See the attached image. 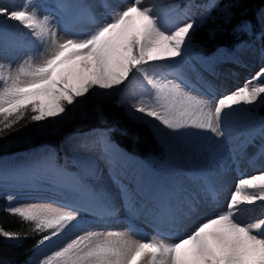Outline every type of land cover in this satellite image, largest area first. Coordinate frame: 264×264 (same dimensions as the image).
Returning <instances> with one entry per match:
<instances>
[{
	"label": "snow or ice",
	"instance_id": "1",
	"mask_svg": "<svg viewBox=\"0 0 264 264\" xmlns=\"http://www.w3.org/2000/svg\"><path fill=\"white\" fill-rule=\"evenodd\" d=\"M30 5L31 0H25L17 10L0 7V16L19 22L45 45L38 63L29 58L14 74L0 75V135L16 130L26 114L33 122L60 116L90 89H112L133 72L143 76L152 91L131 107L172 131L198 129L222 136L223 118L234 106L252 105L264 97V83L256 82L264 76V69L214 106L185 92L180 84L154 78L159 62L181 57L191 45L194 22L171 33L164 31L152 8L141 6L142 0L113 12L109 22L86 36L64 40L58 38L49 17H41L35 6L29 10ZM247 189L256 194H245ZM257 201L264 202V173L240 179L226 211L209 216L175 242L158 237L136 240L120 232H88L40 264H264V220L243 224L236 218L239 205ZM6 211L22 223L30 222L32 231L48 233L37 242L39 247L72 225L80 209L34 204ZM0 238L20 241L27 236L0 227Z\"/></svg>",
	"mask_w": 264,
	"mask_h": 264
},
{
	"label": "rangeland",
	"instance_id": "2",
	"mask_svg": "<svg viewBox=\"0 0 264 264\" xmlns=\"http://www.w3.org/2000/svg\"><path fill=\"white\" fill-rule=\"evenodd\" d=\"M43 1H46V2H45V4L43 3V7H42V6H40V4ZM43 1L40 0L37 6L35 5L36 2L32 1V5H30V9L29 10H31V6H35L37 8V11L38 10L41 11L40 13H38L41 17L49 15L48 17L50 19L51 18L52 19L53 18H56V19L60 18L59 20H55V19H53V20L51 19L52 21L49 20L50 23L51 22L53 23V26H52V23H51V26L54 29L60 26L59 27L60 30L58 28H57V30L55 29L58 32H60V31H64V32L68 31V33H69V30H70L69 34L71 36L73 35V33L71 31L72 29L68 28V27H73V26L71 24H69L68 16L70 15V16H73V17H82L84 14L87 13L86 10H87L88 6L86 7V3L84 2V0H83V2H82V0L81 1L80 0H58V1H56V0H49V1L48 0H43ZM205 1L207 2V4L209 2H212L214 4V6H213V4H210L208 6L209 9H211L212 7L213 8L211 10H209V11H208V9L207 10L203 9L204 11H206L205 16H203L195 24V26L193 28L194 30H192L191 33H190L191 40H192V43H191L190 46L193 47V49H194L193 51H194L195 54L203 55V56H204V52H203V49L201 47L203 43L200 42L201 41L200 37L208 36L209 39H212L211 37L214 34V28L217 27V25H213V26H210V27L209 26L206 27V26H207V23H209L212 20L213 13H217V15L221 16L220 18L223 21H230L231 18H232V14H231V11H230V9H231V1L227 2L223 6L218 4V0H205ZM48 3H49V5H48ZM154 3H155L154 1H149L147 3L146 7L149 6V7H152V9H153L154 8ZM58 4H59V6H61V8L58 6ZM47 5H48V8H47ZM200 5H201V3H200ZM200 5H197V7L202 9L201 7H199ZM62 6H63L64 9L62 8ZM205 6H207V5H205ZM41 7H42V9H41ZM50 7H51V9H49ZM71 8H73V9H71ZM182 8L184 9V7H182ZM52 10L54 11L53 13H52ZM58 10L60 11L61 14H64L65 16L61 15ZM67 10H68V12H66ZM42 11H44V12H42ZM48 11H51V12H48ZM56 12H58L59 15ZM41 13H43V14H41ZM54 13L57 14L58 16L55 15ZM50 15L52 17H50ZM62 16L65 18L64 21H63V17ZM161 16H162V14H161ZM260 18L261 19L264 18V11H262L260 13ZM260 23H261V20H260ZM56 24H57V26H56ZM61 27H63V28H61ZM66 28L68 30H66ZM23 29H25L27 31H24ZM9 30H10V32H9ZM21 30H23V31H21ZM238 30L247 34V37H249V39L251 41V44H253V46H259L260 45V46L264 47V33L262 31V27H261L260 34L258 36H254L252 34V28H251L250 24H248V23L244 24L243 27L239 28ZM15 31L18 32V35H16L17 32H15ZM65 33H63L61 35L62 37L64 36V38H66L65 37ZM19 35H22L20 37L23 38V39H20L18 37ZM13 36H15L16 38L18 37L17 38L18 40L19 39L22 40V41L26 40L25 43L30 41V38H34L35 37L29 29L25 28L23 25H21L17 21L9 20L7 18H5L3 20H0V68L2 66L1 62L4 61L5 59L9 58L10 55H12L15 52L24 51L23 49L25 48L24 47L25 43H23V46L18 44V41L17 42L16 41H11V43H10V37H13ZM225 51L226 50H219L218 53L224 54ZM258 56L260 58H264L263 55H262V52H259ZM159 64H160V67L157 69V71H159V72H165L164 71L165 70L164 64H168V65L170 64L171 66H176L175 69H177L179 71L180 70L182 71V69H184L183 71L187 70V68L184 66V64L182 62H180V59H177L175 64H173V65L169 61H161V62H159ZM134 74H136V73L133 72L132 74H130L129 79L124 81L122 84L118 85L116 90H100V89H98V87L90 89L89 92L85 96L78 97L73 104L67 105L66 108H65V112L63 114H61L60 116H57V117H54V118L50 117L47 120L36 122L37 128L35 129L33 135L26 136V135H22V133L21 134H16L14 137L11 138V140H9V142L7 143V145H5V147L0 149V157H2L4 155H11L12 156V154H17L15 156L16 158H20V159L24 158L26 160V162H25V160L22 159L21 160L22 163H18L19 161H16L15 163H18V164L14 168H19L20 164L21 165L26 164L28 167L30 166L29 168H31L32 170L34 169L35 172H37L40 169L41 170H45L46 169V171L50 172L49 176H50V179H51V181H50L51 184L52 185L56 184L55 186L56 187L60 186V188H68V189L71 188V189H73L75 187V185L76 186L77 185L78 186L81 185L82 187H83V185H84V187H87V186H86V182H84V180L81 181L80 179H78V177H76L77 175H74L73 173L71 174L70 172H68L66 170V168L61 167L62 169H58L57 165L54 163L55 160H56V154L52 150V148H50L48 145H44V149L41 150L42 151L41 153L37 151V153H35L34 155H31L30 157H28V159H27V155L24 154V151H18V150H23V148H27L28 149L29 147L34 146L35 144L38 145L41 140H48L50 137H56V136L62 134L63 135V137H62V139H63L62 140V152H63V155L66 157V159L69 160V166L70 165L73 166V167L75 166L76 169H78L80 167V170L82 169L86 173V170H87L86 163H87V161L89 159L95 160V163L98 164L96 169L93 168V169H91V171H89V174H90V176H92V178L89 176V180H88L89 182L88 183L90 185L92 184V186H93L91 190H88V193H90L89 196L92 197V199L95 201V200H97L96 197H101L102 195H105V194L106 195H109V194L112 195L113 199L111 201H113V205H115L113 209L117 210V211H114L112 209V212H114V214L115 213L116 214L113 215V217L111 215H110L111 217L108 216V221H106L104 219L103 221L101 220V222L98 224V223H96L98 221V219L96 218L94 213L91 212L92 209L91 210L87 209V211L80 210L79 214H78V219L76 221H74L72 225H70L68 228H66L64 230V232L62 234H60V236H59L60 237V242H62L65 246L68 243H70L72 240L76 239L77 236L83 235V234L88 233V232H98V233H108V232L116 233V232H120V233H127V235L129 237H131L132 239H136V240H138V238H139L138 234L140 233V235H143L145 240H148V239H150L152 237H158L159 239L165 240L166 242H175V241H171L170 239H168V237H167L168 234L172 235V233H170L171 231H169V229H167L165 227H164L163 230H161V232L163 231L162 233L161 232L158 233V231H155L153 228L152 229H148V228L142 229L141 222L139 221L138 218H135L134 215L130 213V209L133 212L135 211L136 214L138 215V217L139 216H141V217H145L146 216L149 219H151L153 217L154 219L157 220L158 218H160L158 216V212L160 210L163 211V210L167 209L166 208L167 204L165 202L168 201L170 196L173 195L172 192L175 191V192L183 193L182 195L185 196L186 194L187 195L190 194L189 193L190 191H192V192L196 191L195 189L192 190L195 185H199L200 187L202 186L200 181H199V179L196 178L197 176L192 177L193 172L197 173L198 176L199 175H201V176H205L206 175L207 176L209 174L207 177L212 179V180H214L216 178V176L218 175L216 172L219 173V170L217 169V165L218 164H216V163L222 162L221 161L222 159L218 160L217 157H215V156L212 157L211 153H209L211 136L208 135L207 131L198 130V129H186V130H183V131L182 130H180V131H172L170 129L167 130V128L165 126H162L159 121H157V125H159V126L161 125L163 127V129H164V133L167 134L168 138L173 143H175V146L180 148L181 151H179V153H180V155H179L180 157L178 156L179 159L182 158V160H183V158H184L186 160V156H188L187 158L188 159H192L193 163L198 164V165L199 164L202 165L204 167V170L194 169L192 167L191 168H187V165H186L184 167V169L190 171L189 175H186L185 173L182 174L180 171H177L178 173H181L180 174L181 176H180L178 173H176V171H172L170 169L169 165L171 163V158H172L171 154H173V153L170 152V150H169L170 147H169L168 143H166L165 141H163V143H159L156 139L155 140H156L157 144L164 151V153L162 151V155L163 156L159 157V156H157L154 153H150L147 156V159L145 161V163L147 165H145L140 160H138L137 158H134V157L130 156V154L126 153L125 150L121 149L119 146L115 145L114 143H111L109 141V132L106 131V130L94 131V132H96L99 135V137L101 138V141L99 140L100 142H96V140H93L90 143L92 145V147L91 146L87 147L88 145H86V146L84 145L83 147H81V148H79L77 150L76 149L74 150V149H68V148L66 149V148H64L63 144L66 141V139L67 140L68 139L79 140L82 137L87 136V135L82 136L80 133H77L76 131L79 130L83 126V123L86 122V120L88 118H90V117H92L94 115H97V117L100 118L99 119L100 121L106 122V120H105V118L103 116V104L105 102H107V101H110V100H114L116 105L121 109V112H123V114H125L127 120H129V124L130 125L133 124V125H138V126L139 125L146 126L149 129V131L152 133L153 137H154V131H153V129H152L150 124L146 123L142 118H140V117H132L128 113L127 106H129V105L132 106V104L129 103V102L125 103V101L123 100V97H122L123 96L122 92L127 89L126 87L128 86V83L131 81V78L133 77ZM150 92L151 91L146 92V93L143 92L144 94L140 95V98H142V97L143 98H147L150 95ZM258 109L259 110H264V103H261V105H260V107ZM258 109H257V107L251 105V107L249 108L248 112L249 113H253L255 115L264 116L263 114L259 113ZM107 123H109V122L107 121ZM112 123L114 124L113 130H117V132L121 133L122 135L123 134L129 135V136L130 135L131 136L134 135L130 131V127H128V125H126V123H124L123 121L114 119L112 121ZM260 124H262V123H260ZM260 124L256 123L254 126L258 127ZM201 131H203V132H201ZM74 132H76V133H74ZM160 136H162V135H160ZM202 138H203V140H202ZM93 139H95V137ZM178 141H179V143H178ZM89 142H87V143H89ZM191 142H192V144H189ZM164 143H166V144H164ZM85 147H87V148H85ZM188 149H189V152H188ZM85 150L87 151V153H85ZM182 151H183V153H181ZM184 152H185V155H184ZM169 153H170V155H169ZM47 156H49V157H47ZM203 156H204V158L201 159L200 157H203ZM245 156H246V154H245ZM225 159L228 162V160H229L228 156ZM79 160H81L83 162H81ZM217 160H218V162H217ZM244 160H245V162H247V158H245ZM209 163H210V166H209ZM76 164L79 167H77ZM121 167H123V168L125 167L126 171L125 172H120V168ZM164 167H165V170H163ZM248 167H250V166H248ZM21 168H23V167H21ZM103 168H104V170H103ZM127 169H128V171H127ZM206 170H207V173H206ZM135 171H136V174L134 173ZM213 171H215V173H213ZM230 171L232 172L231 168H230ZM209 172L214 174V175H211ZM156 173H158V174H156ZM203 173H205V174H203ZM129 174H130V176H129ZM148 174L149 175L152 174V175L149 176ZM232 174H233V172H232ZM139 175H141V176H139ZM129 178H131V180ZM141 178H143V179H141ZM147 178H150V179H147ZM179 178H181V179H179ZM183 178L185 179L184 181H183ZM231 178H230L229 182L227 181L226 189H225L227 197L229 196V200L231 198L232 193L236 189L235 187L237 185V182L240 179H242V178H239V177H238L239 180L236 179L237 177L236 178L235 177H231ZM243 178H245V177H243ZM154 179H156V181ZM58 180H59V182H58ZM142 180H143V182H142ZM182 181L184 182V184H183ZM7 182H10V181H7ZM64 182L66 183V185H65ZM67 182H68V184H67ZM148 182L149 183L152 182V183L149 184ZM234 182H236V183H234ZM70 183H71V185H70ZM162 183L163 184L165 183V184L163 185ZM188 183H190V184H188ZM156 185H160V187L159 186L156 187ZM187 186L188 187L191 186V187L188 188ZM3 188H5V189H3ZM201 188L203 190V187H201ZM118 189H121L120 191H123V192H120V191L117 192ZM140 189H141V191H140ZM142 189L144 190L143 192H142ZM182 189H184V190H182ZM1 190H5V191H1ZM160 190H162V191H160ZM170 190H172V192ZM246 191H247V193H246ZM38 192H41V193L39 194ZM49 192L48 191H32L31 189H28V188H27V190L26 189L25 190H21V189L13 190V189H9L7 184H5L4 187H0V197L4 196L5 200L8 202V206H6V209L9 208V207H14V206H31V205H34V204H40V205L47 204V205H50L52 207H61V206H64L66 203L67 204L76 205V206L81 205L83 203L82 199L79 198V196H76L77 194H75L76 197L74 195L73 196L71 195L69 197V199H68V197H67L69 195L68 192L63 193L61 195L53 194L51 191H49ZM151 192H153V193H151ZM154 192H156V193H154ZM159 192H160V194H159ZM171 193H172V195H171ZM138 194L141 195L142 197H145L146 201H144L142 197L138 196ZM146 194L149 197H147ZM245 194L251 195V194H256V192H255V190L248 189V190H245ZM42 195H44V196H42ZM9 196L13 197L14 199L12 201H9L8 200ZM51 197H53V198H51ZM94 197L96 199H94ZM165 197H167L166 198L167 200L165 199ZM227 197H226V201L228 199ZM30 198H31L32 201L30 200ZM48 198L49 199H53L55 201H56V199H57V201L60 200L61 202H64L65 204L63 203L64 205L63 204L61 205L60 203L52 202L50 200L42 202V200L48 199ZM62 198H63L64 201L61 200ZM72 198L73 199L76 198L75 202H74V200ZM120 199H122V200H120ZM120 201H123V202L120 203ZM136 201H138V202H136ZM141 201H143V202H141ZM159 201L162 202V203L163 202L165 203V204L163 203L164 207L160 208V210L157 209V211H154L159 206ZM194 202L195 201H193V205H195ZM48 203H50V204H48ZM129 203H131V204H129ZM258 203L259 202L257 201L255 204H251V205L244 204L241 208H239V210L240 209H245L247 211L254 212L256 215H260L258 213V209H260V207H259L260 204L258 205ZM111 204H110V206L112 207ZM137 207H138V209H137ZM147 208H149L151 210V213H152L151 216L152 217L150 216V211L148 212ZM248 208H250V209H248ZM6 209H5V211H6ZM110 210H111V208H110ZM1 211H2V207H0V212ZM139 211L141 213H139ZM152 211L154 213L155 212H157V213L153 214ZM125 212H126V214H125ZM7 213H9V212H7ZM142 213H143V216L141 215ZM86 215H87V217H86ZM118 215H120V216H118ZM153 215H155L156 218ZM131 216H132V218H131ZM117 220H119V221L117 222ZM167 220H168V218L166 219V217H162L160 221H163L161 223L162 224L164 223V225H165V224H167V222H166ZM133 222H135L136 223L135 225H137V226H135ZM130 224L131 225L133 224L135 228L136 227L138 229L140 228L139 233H138L137 229L132 227L133 225L130 226ZM243 224H250V220L244 222ZM138 226H140V227H138ZM108 227H109L110 230L108 229ZM167 231H169V232H167ZM77 232H78V235H75L74 233H77ZM68 240H70V241H68ZM8 242L20 243L21 240L20 241H12V240H7L6 239V243H8ZM63 247H60L59 249H58L57 246L52 247L50 249V251L48 250L46 252V254L43 253L41 255V257H42V258H40L41 260L36 258V252H37V249H38V248H36L35 251L32 253L31 257L27 259L25 264H40V262L42 260H44L47 257L52 256L55 252L61 250Z\"/></svg>",
	"mask_w": 264,
	"mask_h": 264
},
{
	"label": "bare ground",
	"instance_id": "3",
	"mask_svg": "<svg viewBox=\"0 0 264 264\" xmlns=\"http://www.w3.org/2000/svg\"><path fill=\"white\" fill-rule=\"evenodd\" d=\"M32 1L33 2L35 1L36 2L35 5L37 6L40 0H31V5H32ZM41 1H43V0H41ZM56 1H58V0H56ZM84 1L86 3V7L88 6L87 13L86 14H84L82 17H73V16H70V15H69L70 17L68 16V18H69V24H71L73 26V27H68V28H71L72 29L71 31H72L73 35L86 36L88 33L94 31L96 27L100 26L103 23L109 22L110 17H111V14L113 12L123 11L127 7L132 6V4L134 3V0H128L129 2H125V0L124 1L123 0H84ZM149 1H154L155 2L154 3V8L152 9V11H153V14L158 17V24H159V26H161V29L162 30L167 31L169 33H171L172 31L176 30L178 27L183 26L184 24H186L188 22H194V26H195V24L203 16H205V14H206V11H204L203 9H200V8L197 7V5H200L199 0H142V5L141 6L146 7L147 6V3ZM45 2L46 1H43L40 4V6L43 7V3L45 4ZM24 4H25V0H0V7H6L9 10H17V9L21 8L22 6H24ZM48 5H49V3H48ZM48 5H47V8H48ZM58 6H59V4H58ZM42 7H41V9H42ZM59 7L61 8V6H59ZM182 7H184V9ZM62 8H63V6H62ZM49 9H51V7ZM71 9H73V8H71ZM40 12L41 11L38 10V13H40ZM42 12H44V11H42ZM48 12H51V11H48ZM53 12L54 11L52 10V13ZM66 12H68V10ZM56 13L58 14V12H56ZM59 13H60V11H59ZM41 14H43V13H41ZM57 14H55V15H57ZM161 14H162V16H161ZM61 15H64V14H61ZM48 16L49 15H47V17ZM50 17H52V16L50 15ZM5 18H6L5 16H0V20H3ZM51 19L49 18V20H51ZM53 19L59 20L60 18L59 19L58 18L57 19L56 18H53ZM64 20H65V18L63 17V21ZM51 23H50V25H51ZM261 24H262V31L264 33V18L261 19ZM52 26H53V23H52ZM56 26H57V24H56ZM59 27H57V28L59 29ZM57 28H55V29L57 30ZM61 28H63V27H61ZM23 30L24 31H27L25 29H23ZM23 30H21V31H23ZM66 30H68V29L66 28ZM9 32H10V30H9ZM15 32H17V31H15ZM56 32H57V36H58V38L60 40L70 38V36H71L69 34L70 33V30H69V33H68V31H65L66 33L64 31H60V32L56 31ZM63 33H65V37L66 38H64V36L63 37L61 36ZM16 35H18V32H17ZM20 36H22V35H19L18 37L20 39H23ZM17 38L15 36L10 37V43H11V41H16V42L18 41V44H20L21 46H23V43H25L26 40L22 41L20 39L18 40ZM24 47H25L23 49L24 51H22V52H15L12 55H10L9 58H7V59H5L4 61L1 62L2 66L0 68V75H7L9 71H11L14 74L15 73V70L21 64H23L26 60H28L29 58H32L33 62L38 63L39 60H40V58H41V56H42V54H44V51H45V45L44 44H41L36 37L30 38V41L26 42ZM193 50H194L193 47L188 46L187 49H186V51L182 54L181 57H176L174 60L169 61L173 65V64H175V62H176L177 59H180V62H182L184 64V66H186V68H187V70H185L183 73H180L179 75H175V77L172 78L171 75L162 72L163 75H155L154 78H156V79L170 80V81H173L176 84H180L181 88L185 92L190 93L191 95L196 96V97L200 98L201 100L208 101L209 103L213 104V106H214V103H215L214 102L215 99L212 98L211 96H209L207 94L206 90L208 88L207 89L205 88L206 85L214 84L215 85L214 88L216 90L215 93L218 92V93L222 94V96L224 97L227 94L235 91L237 88L244 86V84L246 82L251 81L253 79V77H255L258 73H260V71L262 69H264V59L263 58H260L258 56L257 49L250 50V51L246 52L244 54V58L245 59L242 62L236 63L237 65L235 66V68L232 69L233 70L232 72H226L223 69L225 67V64H227V62H228L225 55H222L220 53H216V54H214L213 56H210V57H203V56H200L198 54H195ZM238 54L241 55L240 51L238 52ZM228 69H231V68H228ZM182 70H184V69H182ZM211 73L214 74V77H210ZM180 80L187 81V83L185 84V86H182L181 85ZM256 82H258V83H264V76H262L260 78V80L259 81H256ZM0 86H2V81H0ZM117 87L118 86H114L112 89H109V90H116ZM126 88L127 89L122 92V95H123L122 97H123V100L125 101V103L126 102L127 103L129 102L131 104H134V103H136L139 100L140 95L143 94V91H148V92L149 91H152L151 90V86L148 85L147 81L144 80L143 76H141L139 74L134 75L133 78H131V81L128 83V86ZM98 89H100V88H98ZM100 90H105V89H100ZM221 92H223V93H221ZM150 94H151V92H150ZM220 94H215L214 96L218 98V97L221 96ZM261 100H264V97H261L260 100H257V102H255L252 105L255 106V107H257V109H258L260 107L261 103H262ZM250 107H251V105H243V104L242 105H238V106H234V110L230 111V114L223 118L222 126H221V130L223 131V135L222 136H217V135L213 134L211 131H207L208 132V135L211 136V138H210L211 140H210L209 153H211L212 157H214V156L217 157L218 160L219 159H222L221 160L222 162L216 163V164H218L217 165V169L219 170V173L216 172L218 175L215 178L216 181H217V183H218L217 185L221 189L224 188V186H225L223 183H226L232 177L231 176L232 175V172L230 171L231 166L229 165L228 162L232 158V153H233V150L235 148L234 145H236L238 143H241L245 147V149L247 150L248 158H250V161L249 162H251V164L253 165V168H255L257 170V171H254L253 173H257V172H260V171H262L264 173V117H262L260 115H255L253 113H249L248 110H249ZM127 109H128V113L132 117H140L146 123H148V124L151 125V127H152V129L154 131V136L159 141V143H163V141H165L166 143H168V145L170 147L169 150H170V152L173 153V154H171L172 158H171V163L169 165V167H170V169L172 171H176V173H178L177 171H180L182 174L185 173L186 175H189L190 174V171L184 169V167L186 165H187V168H191L192 167L194 169L204 170V167L202 165H200V164L198 165V164L193 163L192 162V159H188L187 158L188 156H186V160L184 158H183V160H182V158L179 159V157H180L179 156L180 155L179 151H181V150H180L179 147L175 146V143H173L168 138L167 134L164 133V129L162 127L163 126L162 124H161L162 126L161 125L160 126L157 125V121L155 119L150 118V117H147L144 114H141V113L136 112L130 105L127 106ZM258 111H260V110L258 109ZM256 123H259V124L262 123V124H260L258 127H255L254 125ZM201 132H203V131H201ZM160 135H162V136H160ZM95 136H96L95 134H93V135H87L85 137H82L79 140H73V139H68L67 140L66 139V141L63 144V146L66 149L68 148V149H74V150L75 149L77 150V149L83 147L84 145L85 146L88 145L87 147H90V146L92 147V145L90 143L93 140H96V142H100L97 139H93ZM202 140H203V138H202ZM87 142H89V143H87ZM192 142L189 143V144H192ZM166 143H164V144H166ZM178 143H179V141H178ZM87 147H85V148H87ZM189 149H188V152H189ZM85 153H87L86 150H85ZM181 153H183V151ZM169 155H170V153H169ZM184 155H185V152H184ZM227 156H228V159H229L228 162L225 159V158H227ZM200 158L203 159L204 156L203 157H200ZM218 160H217V162H218ZM15 161H18V160L16 159ZM79 161H81V160H79ZM81 162H83V161H81ZM18 163H22V162L19 161ZM18 163H14V165H12V167L9 166V165H7V164H3V163H2L3 165L2 164L0 165V182L10 181L11 187L14 188V189H21V190H25L26 189L27 190V188H28V189H31L32 191H48V192L51 191L53 194H59V195H61L63 193H66V192H68L69 194H72V193H74L76 191L79 192L80 194H83V190L84 189L82 187H79L78 185L77 186L75 185V187L73 189H71V188H69V189L68 188H60V186H59V188H57V187L53 186L51 184V182H50L49 173H48V171H46V169L45 170H41L40 169L37 172H35L34 169L33 170L30 169L29 168L30 166L28 167L26 164H23V165L20 164L19 165V168H14L15 166H17ZM97 165L98 164H96L95 163V160H93V159H89L87 161V163H86L87 170H86V173L84 172V175H86L85 176V179H86L87 182H89L88 181L89 180V176H90L89 171H91V169H93V168L96 169L97 168ZM209 166H210V163H209ZM21 167H23V168H21ZM103 170H104V168H103ZM163 170H165V167H164ZM45 171H46V174L43 175L45 173ZM125 171H126L125 170V167L124 168L123 167L120 168V172H125ZM127 171H128V169H127ZM136 171L134 172L135 174H136ZM247 171H252V170H246L245 173L243 174V177H246L248 175L247 174ZM181 173H178V174L180 175ZM206 173H207V170H206ZM213 173H215V171H213ZM156 174H158V173H156ZM203 174H205V173H203ZM210 174L211 175H214L212 173H210ZM150 175H152V174H150ZM129 176H130V174H129ZM139 176H141V175H139ZM192 176L193 177L194 176H197V173L193 172V175ZM90 177L92 178V176H90ZM184 178H183V181L185 180ZM129 179L131 180V178H129ZM141 179H143V178H141ZM147 179H150V178H147ZM179 179H181V178H179ZM236 179H238V178H236ZM154 180L156 181V179H154ZM58 182H59V180H58ZM142 182H143V180H142ZM151 183H149V184H151ZM234 183H236V182H234ZM67 184H68V182H67ZM183 184H184V182H183ZM188 184H190V183H188ZM65 185H66V183H65ZM70 185H71V183H70ZM158 186L160 187V185H156V187H158ZM83 187H84V185H83ZM190 187L191 186H189L188 188H190ZM194 189L196 191H193V192L190 191L189 192L190 194H188V195L186 194L185 196L182 195L183 193H179V192H175V191L172 192V190H170L173 193V195L171 193L172 196H170V198L168 199V201L165 202L167 204L166 207H168L167 209H169V210H167L164 215H162V213H159L158 212L159 213L158 214L159 217L162 215V216L166 217V219L168 218V220L166 222H169L170 224L168 223L169 225L168 224L167 225L169 226V228L171 230H173L177 235H179V237H177L176 240H178L179 238H181L185 234L190 233L191 231H193L197 226H199V224H201L209 216H212L214 214H219V213L224 212V211L227 210V204L229 202V198L227 199V201L225 199L227 197V195L226 196H223V197L215 198V197H211L210 195L206 194L199 185H195L192 190H194ZM120 190L121 189H118L117 192H119ZM182 190H184V189H182ZM140 191H141V189H140ZM143 191L144 190L142 189V192ZM160 191H162V190H160ZM120 192H123V191H120ZM156 192H154V193H156ZM38 193L40 194L41 192H38ZM151 193H153V192H151ZM246 193H247V191H246ZM159 194H160V192H159ZM42 196H44V195H42ZM74 196H75V194H74ZM147 197H149V196L147 195ZM51 198H53V197H51ZM91 198L92 197H85V200H84L83 204L85 203L84 204L85 206H87V207L91 206V208L97 209L94 212L100 218H103L102 216H107V215L103 214V212L112 215L111 212H112V209L115 206V205H113V201H111L113 199V196L112 195L109 194V195H102L101 197H96L97 198L96 201H93V199H91ZM96 198L94 197V199H96ZM166 198L167 197H165V199ZM75 199L76 198H74L73 200H75ZM30 200H31V198H30ZM61 200H63V198ZM120 200H122V199H120ZM143 200L146 201L145 200V197H144ZM193 201H195L194 202L195 205H193ZM121 202H123V201H120V203ZM136 202H138V201H136ZM141 202H143V201H141ZM258 202H259L258 205L260 204L264 208V202H262V201H258ZM163 203L159 201V208H163L164 207V204L165 203L164 204ZM48 204H50V203H48ZM110 204L112 205V207L110 206ZM129 204H131V203H129ZM243 205L244 204L239 205L238 207L241 208ZM110 208H111V210H110ZM137 209H138V207H137ZM147 209H148V212L150 211V216H151L152 215L151 210L149 208H147ZM248 209H250V208H248ZM114 211H117V210H114ZM140 211H139V213H141ZM154 211H157V209H155ZM112 213H114V212H112ZM156 213L157 212H155V213L153 212V214H156ZM125 214H126V212H125ZM141 215L143 216V213ZM118 216H120V215H118ZM153 216L156 218L155 215H153ZM86 217H87V215H86ZM109 217H111V216H109ZM137 217H138V215H137ZM131 218H132V216H131ZM152 218L149 219L146 216L145 217H141V216L138 217L139 221L141 222L142 229H145V228H148V229L154 228L155 229L156 227L157 228H162L160 226V224H159L160 221H158L159 218H158V220H156L154 218L152 219ZM236 218L241 223H244V222L249 221V220H250V223H254V222H258L260 220H264V214L263 215H256L254 212H250V211H247L245 209H240L237 212V217ZM118 221L119 220H117V222ZM161 222H163V221H161ZM99 223L100 222H98V224ZM133 223H134V225L136 224L135 222H133ZM132 225L130 224V226H132ZM134 225L132 227H134ZM135 226H137V225H135ZM138 227H140V226H138ZM108 229H109V227H108ZM135 229H137V231L139 233L140 228L138 229L136 227ZM169 231H167V232H169ZM74 234L75 235H78V232L77 233H74ZM138 235H139L138 240H145L144 237H143V235H140V233ZM68 241H70V240H68ZM54 246H57L58 249H59L60 247H63L65 245L62 242H60L59 237L58 238H55V239H53V240H51L49 242H46L44 245H41L37 249L36 258L37 259L42 258L41 255L43 253L46 254V252L48 250L50 251V249L52 247H54ZM146 260H147V258H146Z\"/></svg>",
	"mask_w": 264,
	"mask_h": 264
},
{
	"label": "trees",
	"instance_id": "4",
	"mask_svg": "<svg viewBox=\"0 0 264 264\" xmlns=\"http://www.w3.org/2000/svg\"><path fill=\"white\" fill-rule=\"evenodd\" d=\"M229 1H231V20L223 21L220 18L221 16L215 17L211 26L217 25V27L214 28L212 39H209L208 36L200 37L201 42L207 48L211 49L212 45L214 47L219 45L232 47L236 42L234 36L235 25L242 21V19L250 20L256 31L258 29L256 14L257 11L264 8V0H225V2ZM103 116L105 120L109 122V125L114 119L123 121L130 127V131L137 136V139L133 140L129 135L122 136L121 134L114 133V139L119 141L128 150L142 156H146L152 151L157 152L159 150L149 129L143 125H130L129 120H127L125 114L121 112V109L116 105L114 100L107 101L103 104ZM102 124L103 123L99 120L97 115H94L88 118L86 122L83 123L82 127L84 130H89L93 127L101 126ZM15 128L16 130L14 131H8L0 135V149L5 147L9 140L16 134L22 133V135L26 136L33 135L37 128V124L28 119V114H26L25 118L21 120ZM61 138V135H58L56 137H50L48 141L58 147V142ZM0 227L10 231H17L27 236V238L22 239L20 243H6V239L0 238V264H20L23 262L43 235V233L32 231V224L30 222L22 223L18 216L8 214L5 211L0 212Z\"/></svg>",
	"mask_w": 264,
	"mask_h": 264
}]
</instances>
